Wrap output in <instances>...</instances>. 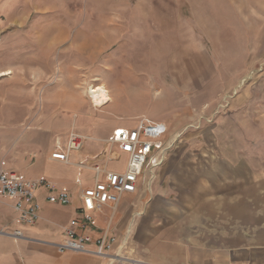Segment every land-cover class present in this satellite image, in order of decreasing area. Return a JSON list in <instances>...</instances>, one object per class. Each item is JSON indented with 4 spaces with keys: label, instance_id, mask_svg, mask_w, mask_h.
Here are the masks:
<instances>
[{
    "label": "crops",
    "instance_id": "crops-1",
    "mask_svg": "<svg viewBox=\"0 0 264 264\" xmlns=\"http://www.w3.org/2000/svg\"><path fill=\"white\" fill-rule=\"evenodd\" d=\"M259 6L264 14V0H259ZM64 38L65 34L58 41ZM251 41L259 42L253 43L251 55L264 54V27ZM70 44L80 51L74 37ZM253 78L244 86L239 78L231 83L240 86L238 92L225 109L217 114L212 110L209 123L201 124L208 116L201 108L205 102L216 106L219 100L199 98V116L194 119L199 128L186 133L172 129L171 134L181 137L163 161L143 170L134 191L119 194L115 203L91 213L94 225L88 231L92 237L106 231L114 237L111 251L134 260L119 259L116 264H264V64L254 69ZM108 97L103 106L91 103L102 108L111 101ZM50 99L45 94L46 106ZM116 102L113 107L121 109L123 104ZM72 104L69 111L76 109L73 99ZM54 106L42 118L44 128L39 124L21 135L16 128L0 126V157L7 168L26 178L46 177L65 188L71 201L48 202L40 189L38 218L33 224H23L13 200L0 198V264L107 263L106 258L87 252L60 251L57 245L77 216L81 192L92 186L91 166L121 152L104 139L124 124L121 120L105 124L101 118L86 124L83 119L71 122ZM71 126L86 134L82 147L70 152L68 163L51 158L54 135ZM38 156L41 160L35 162ZM79 161L85 166L78 175ZM14 230L22 235H12Z\"/></svg>",
    "mask_w": 264,
    "mask_h": 264
},
{
    "label": "rangeland",
    "instance_id": "rangeland-1",
    "mask_svg": "<svg viewBox=\"0 0 264 264\" xmlns=\"http://www.w3.org/2000/svg\"><path fill=\"white\" fill-rule=\"evenodd\" d=\"M262 11L259 0H0V71H12L0 76V126L26 134L55 103L71 122L121 120L130 128L140 116L166 120L172 147L181 137L172 129L199 128V98L219 100L201 108V124L209 123L238 92L236 78L241 86L254 80L264 64V54L251 55ZM101 84L111 101L97 108L89 90ZM72 129L80 131L71 126L54 140L63 144ZM125 161L123 152L104 159L117 170Z\"/></svg>",
    "mask_w": 264,
    "mask_h": 264
},
{
    "label": "built area",
    "instance_id": "built-area-1",
    "mask_svg": "<svg viewBox=\"0 0 264 264\" xmlns=\"http://www.w3.org/2000/svg\"><path fill=\"white\" fill-rule=\"evenodd\" d=\"M167 132L165 121L145 116L138 117L133 127L119 126L112 129L105 141L126 154L125 166L122 170L111 169L106 163H95L91 166L92 186L81 192L80 204L75 210L77 216L66 226L63 240L57 245L60 251L87 252L106 258V264H116L119 259L134 261L111 251L114 237L106 231L96 238L92 237L88 231L94 225L91 213L105 204L115 203L119 194L136 187L145 168L151 169L163 161L171 147V142L165 138ZM84 139L85 136L80 132L70 130L64 145L56 142L50 153L51 158L68 163L70 152L79 150ZM110 154L113 155L112 150ZM76 165L79 175L85 164L79 161ZM76 182L79 183L80 179L77 178ZM40 189L45 192L44 197L48 202L68 204L71 201V196L65 188H58L46 177L26 178L7 168L5 161L0 157V198L13 200V208L17 212L19 222L33 224L37 220L40 203L36 195ZM11 234L22 235L19 230H14ZM123 244L124 240L119 247Z\"/></svg>",
    "mask_w": 264,
    "mask_h": 264
},
{
    "label": "bare ground",
    "instance_id": "bare-ground-1",
    "mask_svg": "<svg viewBox=\"0 0 264 264\" xmlns=\"http://www.w3.org/2000/svg\"><path fill=\"white\" fill-rule=\"evenodd\" d=\"M58 28V27H57ZM11 73V70H3L0 71L1 75H8ZM89 94H91V100L95 105H101L108 101L109 97L107 94V90L104 86L90 87Z\"/></svg>",
    "mask_w": 264,
    "mask_h": 264
}]
</instances>
